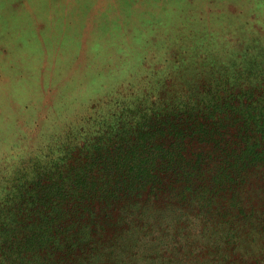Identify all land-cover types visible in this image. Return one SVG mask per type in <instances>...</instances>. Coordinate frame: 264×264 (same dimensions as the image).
Returning <instances> with one entry per match:
<instances>
[{"label":"trees","instance_id":"1","mask_svg":"<svg viewBox=\"0 0 264 264\" xmlns=\"http://www.w3.org/2000/svg\"><path fill=\"white\" fill-rule=\"evenodd\" d=\"M200 14L121 114L0 176V264H264V21Z\"/></svg>","mask_w":264,"mask_h":264},{"label":"rangeland","instance_id":"2","mask_svg":"<svg viewBox=\"0 0 264 264\" xmlns=\"http://www.w3.org/2000/svg\"><path fill=\"white\" fill-rule=\"evenodd\" d=\"M212 8L264 21V0H0V176L90 118L121 114L170 55L173 30Z\"/></svg>","mask_w":264,"mask_h":264}]
</instances>
